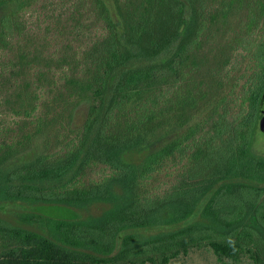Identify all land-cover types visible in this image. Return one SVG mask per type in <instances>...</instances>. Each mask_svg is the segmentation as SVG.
<instances>
[{"label": "trees", "instance_id": "obj_1", "mask_svg": "<svg viewBox=\"0 0 264 264\" xmlns=\"http://www.w3.org/2000/svg\"><path fill=\"white\" fill-rule=\"evenodd\" d=\"M32 1L0 0V123L19 124L0 139V264H166L199 247L264 264V0H59L65 50L7 57ZM166 166L175 179L151 189Z\"/></svg>", "mask_w": 264, "mask_h": 264}, {"label": "rangeland", "instance_id": "obj_2", "mask_svg": "<svg viewBox=\"0 0 264 264\" xmlns=\"http://www.w3.org/2000/svg\"><path fill=\"white\" fill-rule=\"evenodd\" d=\"M61 10L62 8L59 0H36L35 2L32 1L28 8H25L23 11H21V20L23 23L21 32L18 37L12 41L11 47L7 49V57L14 56V53L19 50V44H23L22 49L28 55L35 52H41V54L49 53L59 55L62 51H64V43L66 39L62 23L63 17H56L57 13ZM75 42L76 41L71 42V46H75ZM2 54L1 58L6 60L4 55ZM85 106V102L76 105V122H78V120L82 118ZM198 115H201V112L198 113ZM1 116L3 117V121L2 123H0V127H2V125L6 126L8 130L0 128V139L4 135L11 136L17 134V128L19 124L13 122L9 115L5 116L1 114ZM49 143L50 145L53 143L52 136L49 139ZM254 147L264 151V131H262L261 129L256 132ZM105 172L106 171L102 170L101 166H92L87 169L86 174L82 178V183H87L90 180H98L102 175H104ZM177 173V168L169 166L163 167L150 180L149 187L151 189L158 190L159 187L166 186L171 180L175 179ZM38 210L40 213L52 217H71L75 214L72 208L64 205L43 204L39 206ZM166 264L221 263L216 259L215 255L209 249L205 247H199L190 249L186 255H181L173 258Z\"/></svg>", "mask_w": 264, "mask_h": 264}, {"label": "water", "instance_id": "obj_3", "mask_svg": "<svg viewBox=\"0 0 264 264\" xmlns=\"http://www.w3.org/2000/svg\"><path fill=\"white\" fill-rule=\"evenodd\" d=\"M259 129L264 131V104H263V108L261 110V116L259 118Z\"/></svg>", "mask_w": 264, "mask_h": 264}]
</instances>
